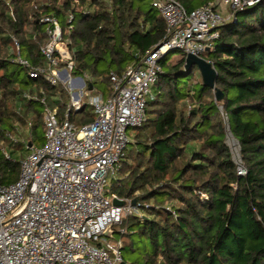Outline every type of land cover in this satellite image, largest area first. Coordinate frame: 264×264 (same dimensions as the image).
Masks as SVG:
<instances>
[{
  "label": "trees",
  "instance_id": "obj_1",
  "mask_svg": "<svg viewBox=\"0 0 264 264\" xmlns=\"http://www.w3.org/2000/svg\"><path fill=\"white\" fill-rule=\"evenodd\" d=\"M178 1L191 11L210 0ZM46 16L61 25L73 75L105 97L112 95L111 73L122 75L138 54L167 39L152 0H0L3 184L19 178L27 146L44 144L45 108H56L60 117L68 112L69 93L61 84L30 77V67L14 60L13 37L30 66L47 65L41 51ZM171 51H180L176 61L167 60ZM203 57L217 71L223 100L194 78L195 66L185 69L184 52L168 51L159 61L146 121L111 179V193L141 205V215L127 216L117 231L127 264H264V0L222 25ZM93 119L86 105L69 112L77 126ZM229 135L239 145L245 175L237 172Z\"/></svg>",
  "mask_w": 264,
  "mask_h": 264
},
{
  "label": "built area",
  "instance_id": "obj_2",
  "mask_svg": "<svg viewBox=\"0 0 264 264\" xmlns=\"http://www.w3.org/2000/svg\"><path fill=\"white\" fill-rule=\"evenodd\" d=\"M259 1L210 0L188 11L178 0H152L166 23L167 39L138 54V62L122 75L111 73L113 91L108 98L96 92L87 78L73 75V55L57 19L43 18L49 23L48 41L41 47L45 66H30L13 37L14 60L30 67V77L43 76L51 84H61L69 93V103L63 117L56 108H45V142L27 146L19 178L3 184L0 177V264L122 261V241L115 227L129 215H141V205L111 193V179L132 141L128 131L146 121L147 105L155 98L162 73L160 59L172 49L203 57L215 47L220 27L237 11ZM84 105L94 119L77 126L69 120V112ZM235 163L238 174L245 175L240 149ZM115 199L123 205H115ZM108 227L113 230L112 238L105 236Z\"/></svg>",
  "mask_w": 264,
  "mask_h": 264
},
{
  "label": "water",
  "instance_id": "obj_3",
  "mask_svg": "<svg viewBox=\"0 0 264 264\" xmlns=\"http://www.w3.org/2000/svg\"><path fill=\"white\" fill-rule=\"evenodd\" d=\"M197 66L200 70V73L202 75L203 84L215 90V98L217 101L223 100V92L216 88V78H217V71L212 63L207 61L204 57L197 56L194 54H188L186 56V64L185 69L190 70L192 67ZM90 89H92V85H90ZM135 201L133 202V204ZM115 205L122 206L123 202L115 199L114 200ZM105 236L112 238L113 237V230L111 227H108V229L105 232ZM119 264H127L124 261H121Z\"/></svg>",
  "mask_w": 264,
  "mask_h": 264
},
{
  "label": "rangeland",
  "instance_id": "obj_4",
  "mask_svg": "<svg viewBox=\"0 0 264 264\" xmlns=\"http://www.w3.org/2000/svg\"><path fill=\"white\" fill-rule=\"evenodd\" d=\"M179 56H180V51H171L169 53V55L167 56V60L169 62H173V61H176ZM193 73H194V78L202 80V75L200 74V70H199V68L197 66L194 67V72ZM128 132H129V135L132 137V141H133V137L135 135L136 128L130 129ZM227 144L229 145V147L231 149V153H232L234 161L237 160L238 151H239V147H238L237 142L229 135L228 138H227ZM131 147H132V144H129L128 148L130 149ZM11 148L12 147L9 146L7 149L9 150ZM20 148H22V147L20 146L19 149ZM19 153L21 154L22 151H19ZM23 154L24 155L27 154V151H25ZM117 177L118 176L115 175V178H117ZM118 227H119V225H117L115 227L116 231H119ZM116 237H118V232H116Z\"/></svg>",
  "mask_w": 264,
  "mask_h": 264
},
{
  "label": "crops",
  "instance_id": "obj_5",
  "mask_svg": "<svg viewBox=\"0 0 264 264\" xmlns=\"http://www.w3.org/2000/svg\"><path fill=\"white\" fill-rule=\"evenodd\" d=\"M99 93H100V92H99ZM101 94H102V93H101ZM102 95H103V94H102ZM103 96H104V95H103ZM104 97H105V96H104ZM105 98H108V97H105ZM29 126H30V125H29ZM29 126L27 127V129H25L26 133L29 132ZM14 139H15V138H14ZM19 140H21L22 143H24V141H26V140H24L23 138H22V139L20 138ZM25 155H26V154H25ZM25 155H24V156H25ZM24 156H23V157H24Z\"/></svg>",
  "mask_w": 264,
  "mask_h": 264
}]
</instances>
